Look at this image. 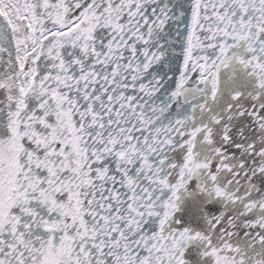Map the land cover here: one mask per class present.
Listing matches in <instances>:
<instances>
[{
	"label": "snow or ice",
	"instance_id": "snow-or-ice-1",
	"mask_svg": "<svg viewBox=\"0 0 264 264\" xmlns=\"http://www.w3.org/2000/svg\"><path fill=\"white\" fill-rule=\"evenodd\" d=\"M0 264H264V0H0Z\"/></svg>",
	"mask_w": 264,
	"mask_h": 264
}]
</instances>
